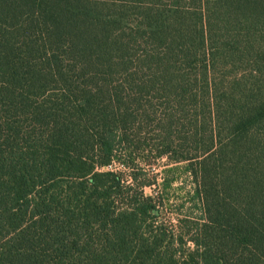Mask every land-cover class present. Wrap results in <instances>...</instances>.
I'll return each mask as SVG.
<instances>
[{"label": "trees", "instance_id": "16d2710c", "mask_svg": "<svg viewBox=\"0 0 264 264\" xmlns=\"http://www.w3.org/2000/svg\"><path fill=\"white\" fill-rule=\"evenodd\" d=\"M139 133L194 177L175 234L104 169ZM0 264H264V0H0Z\"/></svg>", "mask_w": 264, "mask_h": 264}, {"label": "rangeland", "instance_id": "374dc122", "mask_svg": "<svg viewBox=\"0 0 264 264\" xmlns=\"http://www.w3.org/2000/svg\"><path fill=\"white\" fill-rule=\"evenodd\" d=\"M147 127L143 132L148 130ZM150 131H153L151 126ZM132 137L134 139V136ZM153 138V135L139 133L136 140L134 139V145L130 143L135 165H123V161L128 160L120 156L114 160L112 166L104 169L120 172L125 183L131 186V191L137 187V181L131 179L134 174L138 175V181L150 182L151 185L141 189L145 196H152L156 202L155 216L148 223L153 222L156 226L167 228L171 234H175L179 230L181 220H201L202 210L200 203L194 199L195 181L193 175L186 171L185 162L175 164L165 156L156 157L155 151L150 150L154 148ZM187 246L192 245L189 243Z\"/></svg>", "mask_w": 264, "mask_h": 264}]
</instances>
